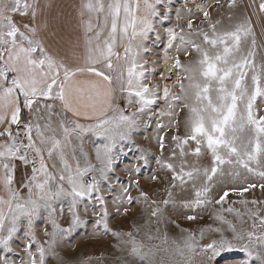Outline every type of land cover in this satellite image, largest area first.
I'll return each instance as SVG.
<instances>
[{
  "label": "snow or ice",
  "instance_id": "1",
  "mask_svg": "<svg viewBox=\"0 0 264 264\" xmlns=\"http://www.w3.org/2000/svg\"><path fill=\"white\" fill-rule=\"evenodd\" d=\"M187 4L185 0L176 8L174 0H89L83 5L89 18L84 20V11L80 12L81 44L62 42L56 32L49 33L47 20L37 22L43 13L40 0H0V249L4 252L0 264H16L7 254L15 251L13 245L21 238L27 259L21 258L20 264H46L50 256L56 257L55 248L64 235L86 223L80 212L88 213L90 205L95 229L118 239L127 235L134 260L157 264L159 246L145 250L131 232L122 234L109 227L103 186L108 184L107 190L113 191L110 173L116 171L117 157L135 144L134 134L148 123L149 111L161 100L165 107L158 115L171 118L167 124L155 122L161 154L165 143L159 130L179 131L182 109L188 110L187 132L173 135L175 146L169 157L156 163L171 173L170 188L190 184L194 189V199L182 202L184 209L195 212L219 205L213 218L226 226H208L199 236L189 232L184 247L177 250L184 264H219L221 258L228 264L226 254L234 252L244 254L239 264H264V201L245 198L253 189L264 191V62L256 63L254 26L245 15L230 30L221 29L222 21L211 16V4L195 5L203 17L197 25ZM227 6L236 8L237 0H228ZM258 9L264 13V0ZM16 15L27 19L18 24ZM173 15L177 24L162 26ZM181 20L185 25L179 24ZM162 41H166L164 59L172 60L179 73L173 85L179 93L150 79L155 65V61L149 64L150 55ZM181 54L193 59L182 62ZM177 154L178 164L173 162ZM205 154L211 157L209 167L199 166ZM190 155L194 162L186 159ZM140 161L148 164L143 150L137 163L126 169L128 184L120 185L112 204L117 213L126 214L134 202L143 200L155 205L149 215L159 222V204L140 188ZM19 168L24 171L17 179ZM242 172L245 183L214 198V178H238ZM249 175L256 179L249 181ZM133 185L138 197L131 194ZM230 193L241 197L231 203L243 205L244 212L231 204L224 207ZM64 201L71 213L68 228H61L57 217ZM161 203L175 206L170 199ZM39 219L52 226L51 232L45 229L48 239L43 242L36 235ZM186 219L195 220L197 215ZM205 233L208 242L201 243ZM197 256L200 259L194 262Z\"/></svg>",
  "mask_w": 264,
  "mask_h": 264
},
{
  "label": "rangeland",
  "instance_id": "2",
  "mask_svg": "<svg viewBox=\"0 0 264 264\" xmlns=\"http://www.w3.org/2000/svg\"><path fill=\"white\" fill-rule=\"evenodd\" d=\"M260 0H237L236 8H228V0H221V4H216L215 0H188L187 6L193 9V15L196 18L195 23L199 25L203 19L202 15L196 11V4H211L210 13L213 20H221L222 23L218 27L223 30H230L234 25L243 19L245 15L251 17L252 24L256 33L257 40V65L264 62V13L259 12L258 5ZM176 8H180L185 3V0H174ZM231 15L232 19L229 20L228 16ZM177 21L175 16H172L170 21L164 22L162 26L171 27L175 26ZM180 25H185V21H179ZM206 27V25H203ZM250 46V45H249ZM166 47V41L158 43L152 50L150 55L149 64L155 61L153 70L150 71V79L153 83H158L161 87L167 86L170 90L179 93V88H174L173 85L177 81L179 75L178 70L172 68L174 63L172 60L164 59V49ZM171 55V52L169 53ZM182 62H187L193 59V57H185L180 55ZM167 67L173 69V79L167 80ZM251 76V73H249ZM166 77V78H165ZM167 80V81H166ZM169 83V84H168ZM186 83V81H185ZM121 107H124V101H120ZM165 107L163 101H158L156 105H153L152 110L149 111L150 117L148 123L139 129L134 134L135 144H130L125 147L124 153L117 157L116 171L110 173L112 180L109 182L113 191L109 192L108 184H104L103 195L108 203L109 227L114 232H120L126 234L131 232L132 237L139 243H143L147 250L148 247L159 246L156 260L157 264L163 261V264H184L183 258L179 256L177 250L184 247L185 239L188 233H194L199 236L201 229L208 226L212 227H226L221 225L213 218V213L216 209H219V205H210L206 208L196 209L195 212L184 209L181 205L183 201H190L194 199V189L189 185H185L184 188H170L171 173L162 169L160 165L156 163L157 159H167L174 148V142L171 140L173 135H185L187 127L185 124L188 110L182 109L179 111L177 119L180 122L179 131L175 127L159 130V134L164 136L165 147L163 154H161L158 142H157V128L156 121L167 124L171 119L170 117H160L159 112ZM134 109H129L132 111ZM150 124V126H149ZM190 144L193 142L190 141ZM87 147L91 149L92 145L88 144ZM140 150H143L147 156L148 164L144 165L143 161H140L141 173L139 175L140 188L146 192L150 200H156L161 208L160 220L157 222L155 217H151L149 213L155 205L148 206L143 200L136 203L134 202L126 214L117 213L112 201L115 196L120 193V185L127 186L129 176L126 169L135 163H137ZM178 153V150H177ZM179 154H177L176 161L179 163ZM190 163L196 160L193 156L186 158ZM211 165L210 154H205L199 160V166L209 167ZM23 169L19 168L17 171V179L23 174ZM156 175L157 180H151V176ZM117 179L119 183H117ZM255 177L249 175L248 180L253 181ZM215 187L213 188L212 195L214 198H218L217 193L222 190L230 189L234 186H240L245 183L243 172L240 177L233 178L231 175H225L222 178H214ZM168 191L172 192V196H168ZM133 197H138L140 192L136 190L133 185L131 189ZM245 198L257 199L264 201V191L259 188L253 189L245 193ZM170 199L175 202V206L172 203L164 205L161 203L163 200ZM241 197L230 193L228 197V203H225L224 207L231 206L241 212H244V206L240 203H231L233 201H239ZM63 208V212H58V222L61 228H68L71 223V213L69 212L68 202L64 201L60 205ZM251 207V205H249ZM197 215V219L188 220L187 215ZM81 218L86 221L84 225L78 226L75 230L69 234L64 235V238L59 241L55 248L57 254L55 258L49 257L46 264H61V258L63 264H140L139 260H134L129 255V249L131 248L130 238L127 235H122L119 239L111 235V233H104L102 228L95 229L94 221L95 216L91 215V205L89 212L85 213L81 210ZM223 215L231 220L233 223H239L238 219L227 212ZM247 220V217H244ZM250 223V222H249ZM249 224H245L244 227H248ZM36 235L37 238L43 242L48 237L44 236L45 229L48 232L52 231V226L46 219H39L36 221ZM137 229L139 231H137ZM94 231L99 232V235H94ZM152 236V239L148 237ZM208 233H205V239L201 243L208 242ZM24 238L17 240L13 247L14 252L8 253V259L14 260L16 264H20L21 258L27 259L23 252ZM47 247V245H45ZM167 249L168 251H163ZM35 250V246L33 248ZM186 255L187 250H185ZM4 252L0 249V256H3ZM228 257V264H239V261L244 258L243 253L234 252L226 254ZM200 257H194V262H198ZM219 264H224V259L221 258Z\"/></svg>",
  "mask_w": 264,
  "mask_h": 264
},
{
  "label": "crops",
  "instance_id": "3",
  "mask_svg": "<svg viewBox=\"0 0 264 264\" xmlns=\"http://www.w3.org/2000/svg\"><path fill=\"white\" fill-rule=\"evenodd\" d=\"M89 0H40L43 13L38 17V21L47 20L49 24V33L56 32L61 41H79L83 43V26L81 24L80 12L84 11V20L89 18V13L83 5ZM95 3L96 0H91ZM107 3V0H104ZM50 4L51 7H45ZM19 15L14 16V20L20 24L23 20ZM121 53L123 49H118ZM18 171V170H17ZM3 193L0 192V195Z\"/></svg>",
  "mask_w": 264,
  "mask_h": 264
},
{
  "label": "bare ground",
  "instance_id": "4",
  "mask_svg": "<svg viewBox=\"0 0 264 264\" xmlns=\"http://www.w3.org/2000/svg\"><path fill=\"white\" fill-rule=\"evenodd\" d=\"M170 69H171L170 67H169V68L167 67V71H168V72H167V80H168V82H169V80L173 79V76H174V75H173V69H172L171 71H170ZM169 77H170V78H169ZM165 78H166V77H165ZM167 80H166V81H167ZM168 84H169V83H168Z\"/></svg>",
  "mask_w": 264,
  "mask_h": 264
}]
</instances>
